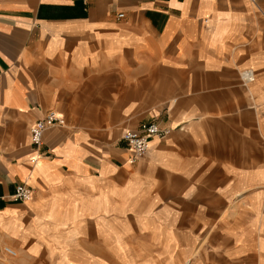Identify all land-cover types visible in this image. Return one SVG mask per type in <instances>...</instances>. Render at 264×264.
<instances>
[{"label":"crops","instance_id":"obj_1","mask_svg":"<svg viewBox=\"0 0 264 264\" xmlns=\"http://www.w3.org/2000/svg\"><path fill=\"white\" fill-rule=\"evenodd\" d=\"M141 123L171 131L131 164ZM0 243L29 264H264V0H0Z\"/></svg>","mask_w":264,"mask_h":264},{"label":"built area","instance_id":"obj_2","mask_svg":"<svg viewBox=\"0 0 264 264\" xmlns=\"http://www.w3.org/2000/svg\"><path fill=\"white\" fill-rule=\"evenodd\" d=\"M255 3L257 0H250ZM118 17H122L119 15ZM248 80H251L252 73L245 71L242 73ZM64 125L62 117L55 112H48L43 118L37 120L29 130L30 140L33 146L39 147L42 141L43 134L46 130L60 127ZM169 128H160L156 123H141L136 130H127L122 135V141L131 151L129 163L133 164L135 161L142 157L148 150L149 141L152 138L160 140L165 139L170 134ZM36 159L31 160L35 163ZM14 202H27L32 198V190L24 184L17 185L13 194L10 196ZM6 254L14 256V252L10 248L4 250Z\"/></svg>","mask_w":264,"mask_h":264},{"label":"rangeland","instance_id":"obj_3","mask_svg":"<svg viewBox=\"0 0 264 264\" xmlns=\"http://www.w3.org/2000/svg\"><path fill=\"white\" fill-rule=\"evenodd\" d=\"M6 247H10V246L8 244L0 243V264H29L28 261L19 260L18 253L16 257L6 254V252L4 251ZM13 252L15 253V250ZM185 262L186 261H184V264H188Z\"/></svg>","mask_w":264,"mask_h":264},{"label":"bare ground","instance_id":"obj_4","mask_svg":"<svg viewBox=\"0 0 264 264\" xmlns=\"http://www.w3.org/2000/svg\"><path fill=\"white\" fill-rule=\"evenodd\" d=\"M6 249V248H5ZM14 255H15V253H14Z\"/></svg>","mask_w":264,"mask_h":264}]
</instances>
